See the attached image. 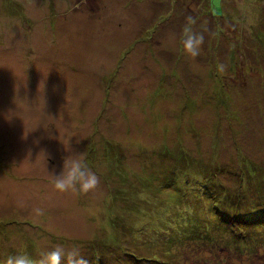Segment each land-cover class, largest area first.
Returning <instances> with one entry per match:
<instances>
[{
    "label": "rangeland",
    "instance_id": "obj_1",
    "mask_svg": "<svg viewBox=\"0 0 264 264\" xmlns=\"http://www.w3.org/2000/svg\"><path fill=\"white\" fill-rule=\"evenodd\" d=\"M260 4L213 0L212 14L203 0H0V264L19 254L41 264L57 246L88 264H128L125 250L95 251L117 227L128 228L124 245L144 244L170 264H264V228L254 239L220 227L148 244L154 237L134 227L143 213L160 214L153 207L168 213V197L129 195L141 177L159 175L168 147L172 157L186 147L190 163L209 153L206 162L226 168L245 152L264 166ZM186 29L203 35L196 56L184 49ZM150 151L143 174L137 161ZM70 154L99 178L87 193L54 187L52 171Z\"/></svg>",
    "mask_w": 264,
    "mask_h": 264
},
{
    "label": "trees",
    "instance_id": "obj_2",
    "mask_svg": "<svg viewBox=\"0 0 264 264\" xmlns=\"http://www.w3.org/2000/svg\"><path fill=\"white\" fill-rule=\"evenodd\" d=\"M203 1L206 8H210L207 13L214 14L213 0ZM258 1L261 3L258 9L262 5L264 7V0ZM192 9V7H189V10ZM263 10L260 9L259 15L264 18ZM260 111L263 112L262 109ZM183 147L182 145L179 148L182 155L177 157L170 156V153H173L168 150V147L165 150L167 156L163 158L158 166V169H160L159 175L148 176L147 179H144V176L141 177L140 181L142 182L139 187L130 192V196H139L141 201H155L156 197L153 191L165 193L168 197L166 203L171 206L168 213L160 211L158 207L153 208L160 214L150 215V213H143L139 218V221H141L140 225L134 227L136 231L149 233L154 237L151 241H147L148 244L160 242L168 246L183 238H189L191 235L195 237L199 236L198 234L207 235L210 232H222L220 227L226 228L235 237H242L245 240L254 239V236H252L253 232L264 228V166L259 164V161H254L245 152H239L236 157L233 156L229 159L228 163H223L226 168H220L219 162H206V159H209V153L202 154L203 156L200 159L190 163V158H194L196 155L192 154L186 147L185 149ZM154 153V151H150V157L141 158L137 161L141 166L140 170H144L141 173L144 174L146 172L144 163L145 161L150 163ZM171 159L175 161L173 165L169 164L172 161ZM179 163H182L180 167ZM144 180L148 183L146 189L141 187L144 184ZM229 180H234L233 183L236 188L229 186ZM154 185L156 189H151ZM228 189H242L244 193L232 196ZM245 189H262L263 194H258L256 191L253 196L250 193L253 192L252 190L246 192ZM255 199H257V202ZM152 204L149 203V206ZM255 207L257 210L252 211ZM138 209L144 208L139 207ZM217 214L218 217L216 216ZM201 215L202 219H200ZM115 217V222L120 220L125 224L122 216L118 215ZM113 226L115 227L114 224ZM116 229L114 237L109 239L110 246L108 247L107 244L96 245V252H98L99 248L103 250L112 248L115 254V252L118 253L122 249L127 254L126 263L128 264H131V261L132 264L139 262L143 264H170L167 261H159L161 257L156 254L154 256L149 255L144 248L139 246H146L144 244H139L137 251L131 245H124L128 242L125 239V232L128 231V228L117 227ZM164 232L169 233L166 238H157ZM175 233L183 236L174 238ZM148 239H151V237ZM7 240L14 253H16L18 245L11 239ZM143 242L146 241L143 240ZM2 245L3 240L0 239V256L1 253L6 251L1 247ZM31 260L33 264H38L35 263L37 260ZM101 262H103V259L100 257L93 264H102Z\"/></svg>",
    "mask_w": 264,
    "mask_h": 264
},
{
    "label": "clouds",
    "instance_id": "obj_3",
    "mask_svg": "<svg viewBox=\"0 0 264 264\" xmlns=\"http://www.w3.org/2000/svg\"><path fill=\"white\" fill-rule=\"evenodd\" d=\"M203 35L191 33L185 30L183 41L184 49L192 56L198 55L199 45L203 41ZM55 189L66 192L69 190H78L87 193L94 189L99 182L98 176L91 171L83 158V154L67 155L63 158L61 171L57 174L52 171ZM67 259V264H88L87 259L82 256L78 249H73L65 254L62 247H55L53 250L44 254L41 264H61L62 259ZM7 264H32V260L25 254L9 256Z\"/></svg>",
    "mask_w": 264,
    "mask_h": 264
}]
</instances>
